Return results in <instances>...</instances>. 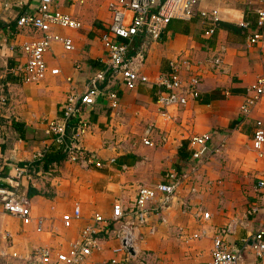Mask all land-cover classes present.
<instances>
[{
  "label": "crops",
  "instance_id": "0c3cea01",
  "mask_svg": "<svg viewBox=\"0 0 264 264\" xmlns=\"http://www.w3.org/2000/svg\"><path fill=\"white\" fill-rule=\"evenodd\" d=\"M3 1L0 11L14 26L16 13L20 9L30 12L39 0H7L10 6L4 10ZM19 1L21 7L16 5ZM113 1L57 0L54 7L77 17L83 25L76 30L53 27L71 39L73 48L66 50L60 42L51 44L44 58L48 67L58 68L59 73L48 74L40 82H21L6 72L7 66L23 57L18 47L11 51L0 39V81L9 98L8 106L0 112V186L25 196L32 215V221L24 224L0 204V264H22L12 252L24 257L37 246L66 247L84 226L93 223V214L108 219L115 199L129 204L139 186L161 181L167 170L185 167L191 156L190 136L204 132L211 139L192 181L197 192L184 199L191 209L184 211L182 202L174 200L162 213L166 221H161V214L152 215L154 230L148 225L139 228L134 255L114 252L120 242L111 231H104L112 225L99 224L95 234L99 249L92 250L83 264H204L211 258L212 238L221 227L235 220L236 234L230 238L238 242L264 222L263 211L246 215L253 205L264 207V192L255 187L257 179L264 176V158L251 148L255 122L261 121L264 128V96L248 113L241 112L240 106L250 94L249 86L258 76L264 77V42L249 44L247 31L239 25L242 20L254 22L245 0H203L199 5V9L217 8L218 22L234 26L236 31L217 23L215 33L207 36L206 25L196 11L192 21L173 18L158 39L138 36L133 40L131 52H139V71L148 81L132 89L107 82L118 92L116 109L102 98L93 105L81 104L83 116L93 125L83 146L100 165L71 162L65 156L54 159L46 170L37 165L44 158L28 173L16 170L35 153L46 154L56 148L43 132L46 121L61 115L60 104L69 91L81 93L89 77L105 68L101 36L111 18L109 5ZM177 19L187 22L186 32ZM30 38L24 31L8 41L19 45ZM179 54L193 62L199 95L189 98L184 106H169L162 115L155 102L157 79ZM181 75L186 78L188 73L181 69ZM13 122L26 129L24 137ZM161 136L166 137L165 142ZM145 138L152 145L145 144ZM186 193L184 190L182 195ZM76 205L80 217L64 227L62 215L72 214ZM196 205L209 212L207 220L194 216ZM39 218L43 219L40 226ZM239 220H245V226ZM179 228L187 235L197 232L200 236H183ZM239 264H264V254L248 251Z\"/></svg>",
  "mask_w": 264,
  "mask_h": 264
},
{
  "label": "built area",
  "instance_id": "2783aa9c",
  "mask_svg": "<svg viewBox=\"0 0 264 264\" xmlns=\"http://www.w3.org/2000/svg\"><path fill=\"white\" fill-rule=\"evenodd\" d=\"M83 1L76 0L78 3H83ZM56 2L57 0H39L37 6L30 12H23L20 9L13 19L14 26H11V21L0 11L2 21L0 39L11 51L18 47L23 57V60L7 66L6 72L21 82L37 83L45 79L48 74L57 75L59 73L58 68H49L44 58L45 52L53 42H60L66 50L73 48L71 39L55 32L53 27L76 30L82 27V21L54 7ZM202 2L203 0H115L110 3L111 18L101 36L107 56L105 68L97 70L89 77L81 93L69 91L60 104L61 115L47 120L43 130L56 149L65 153L67 160L80 162L83 165H100L93 153L83 146V138L92 131L93 125L83 116L81 104L93 105L102 98L107 101L111 109H116L119 106V95L116 89L109 88L107 82L120 83L132 89L137 84L148 81L147 76L139 71L141 60L139 52H136L137 54L131 52L132 42L136 37L158 39L171 19L176 16L191 18L196 11L206 25L204 34L212 36L215 33L219 11L217 8L199 9ZM245 3L248 12L254 15V22L242 20L239 25L247 31L249 44L264 42V0H245ZM1 4L3 10L10 6L7 0ZM16 5L21 7L22 2L19 1ZM24 31L31 35L30 40L19 45L8 41V38H13ZM192 66L193 62L190 57L179 54L175 60L169 62V69L160 73L157 79L159 91L155 102L162 115H166L164 110L169 106H184L189 98L198 97L199 79ZM181 69L187 71L186 78L182 77ZM2 76L0 74V78ZM66 79L70 81V78ZM249 92L250 94L240 106L243 113L250 112L264 96L263 76L255 79L249 86ZM8 101L9 98L0 81V112L8 106ZM210 139L208 132L190 136L188 144L191 156L185 167L167 170L161 181L139 186L134 199L129 204L124 205L121 199H115L108 219L99 213L93 214V223L84 226L79 236L70 241L66 247L37 246L24 257L18 256L16 252H12L11 255L21 259L22 264H83L92 250L99 249L100 242L95 234L97 226L103 223L112 225V229L104 231H111L120 242L119 247L114 248V252L123 250L128 252L126 246H131L135 251L139 239V228L148 225L151 232L154 230V225L150 222L152 215L161 214V221H166L162 213L174 200L182 202L184 211L191 209L184 199L188 197L186 195L197 192L192 181L197 173L199 161L209 151L208 141ZM160 140L165 142L166 137L161 136ZM143 142L152 145V142L146 138ZM251 148L258 157L264 158V128L259 120L255 122ZM214 151L218 152L219 147H215ZM44 155V151L35 153L31 161L24 166L16 167V170L28 173L34 167L35 162L41 161ZM255 187L264 192V176L257 179ZM184 190L187 193L182 195ZM0 204L8 213L19 217L24 224L32 221L27 198L16 191L0 186ZM260 211L264 212V207L253 205L246 210V215L257 214ZM193 213L194 216L203 220L209 217V212L199 205L193 207ZM79 217V206L76 205L73 213L63 214L61 220L64 227H70L72 221ZM37 222L40 226L43 219L39 218ZM237 222L244 226L246 224L245 220ZM235 226V220L230 221L214 234L211 258L204 264H239L248 251L254 252L257 256L264 254V222L256 231L246 232L238 239V242L230 238L236 234ZM179 232L183 236L193 238L200 236L197 232L187 235L183 228H179ZM111 261L114 263L116 260L113 258Z\"/></svg>",
  "mask_w": 264,
  "mask_h": 264
},
{
  "label": "trees",
  "instance_id": "16d2710c",
  "mask_svg": "<svg viewBox=\"0 0 264 264\" xmlns=\"http://www.w3.org/2000/svg\"><path fill=\"white\" fill-rule=\"evenodd\" d=\"M172 20V19H171ZM170 20V21H171ZM184 20H188V21H192L193 20V18L191 17V18H187V19H184ZM183 19H177V21L179 22V25H180V29L182 30V31H184V32H186L187 31V27H188V24H187V22L186 21H184ZM169 21V22H170ZM168 25V24H167ZM218 25L219 26H228V28L229 29H231V30H234V31H236L237 30V28L236 27H234V26H231V25H226V24H224V23H222V22H218ZM263 30H264V27H263ZM13 127L15 128V130H17V132L19 133V135L21 136V137H24V132H25V128H23V126H22V124H17L16 122H13ZM66 155H65V153L64 152H61V150H59V149H52V150H49V151H47L46 152V154L44 155V159H43V161L42 162H40V163H37V165H39V164H41L42 165V167H43V169L44 170H46V169H49L50 168V163H52V161L54 160V159H58V158H64Z\"/></svg>",
  "mask_w": 264,
  "mask_h": 264
},
{
  "label": "water",
  "instance_id": "95a60500",
  "mask_svg": "<svg viewBox=\"0 0 264 264\" xmlns=\"http://www.w3.org/2000/svg\"><path fill=\"white\" fill-rule=\"evenodd\" d=\"M126 248L130 254L134 255V250L131 246H126Z\"/></svg>",
  "mask_w": 264,
  "mask_h": 264
}]
</instances>
